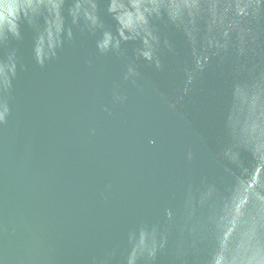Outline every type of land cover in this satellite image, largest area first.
Segmentation results:
<instances>
[{"label": "water", "instance_id": "water-1", "mask_svg": "<svg viewBox=\"0 0 264 264\" xmlns=\"http://www.w3.org/2000/svg\"><path fill=\"white\" fill-rule=\"evenodd\" d=\"M111 4L0 0V264H264V0Z\"/></svg>", "mask_w": 264, "mask_h": 264}, {"label": "clouds", "instance_id": "clouds-1", "mask_svg": "<svg viewBox=\"0 0 264 264\" xmlns=\"http://www.w3.org/2000/svg\"><path fill=\"white\" fill-rule=\"evenodd\" d=\"M117 6H118L117 5V0H112V4L110 6V11H115ZM141 19H142V17H141ZM121 22H123V21H121Z\"/></svg>", "mask_w": 264, "mask_h": 264}]
</instances>
